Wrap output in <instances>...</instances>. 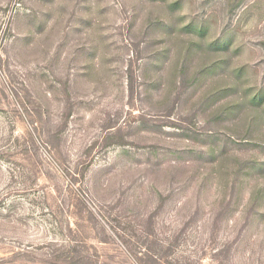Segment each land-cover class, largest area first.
Segmentation results:
<instances>
[{
	"label": "rangeland",
	"instance_id": "1",
	"mask_svg": "<svg viewBox=\"0 0 264 264\" xmlns=\"http://www.w3.org/2000/svg\"><path fill=\"white\" fill-rule=\"evenodd\" d=\"M0 264H264V0H0Z\"/></svg>",
	"mask_w": 264,
	"mask_h": 264
}]
</instances>
